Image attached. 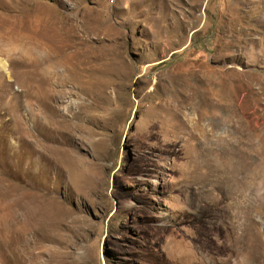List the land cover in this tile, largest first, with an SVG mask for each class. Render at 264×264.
<instances>
[{
    "label": "rangeland",
    "instance_id": "374dc122",
    "mask_svg": "<svg viewBox=\"0 0 264 264\" xmlns=\"http://www.w3.org/2000/svg\"><path fill=\"white\" fill-rule=\"evenodd\" d=\"M0 61V264H264V0H0Z\"/></svg>",
    "mask_w": 264,
    "mask_h": 264
},
{
    "label": "bare ground",
    "instance_id": "6f19581e",
    "mask_svg": "<svg viewBox=\"0 0 264 264\" xmlns=\"http://www.w3.org/2000/svg\"><path fill=\"white\" fill-rule=\"evenodd\" d=\"M5 65L6 64L0 61L1 67H5ZM214 246L215 244L207 245L206 243H203L199 245L198 248H196L197 250H194L195 252L192 250L190 251V249H187L185 251L180 252V255L185 256L187 260H189V264H217V246ZM245 264H248V262H246Z\"/></svg>",
    "mask_w": 264,
    "mask_h": 264
}]
</instances>
